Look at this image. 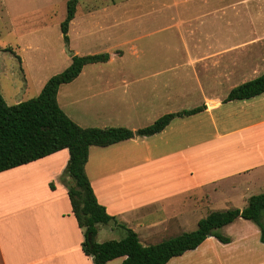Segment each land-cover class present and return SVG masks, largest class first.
Instances as JSON below:
<instances>
[{"label":"crops","instance_id":"obj_1","mask_svg":"<svg viewBox=\"0 0 264 264\" xmlns=\"http://www.w3.org/2000/svg\"><path fill=\"white\" fill-rule=\"evenodd\" d=\"M78 19L89 23L94 18ZM121 22H106L96 32L122 34ZM182 24L178 20L175 26L189 28ZM78 28L81 31L82 26ZM158 31L143 34L156 36L143 49L136 45L144 37L138 33L125 35L118 44L107 43L97 52L108 54L107 62L84 66L75 80L57 92L59 107L83 128L126 127L136 131L141 128L136 122L141 120H147L148 126L165 114L205 106L200 113L173 119L156 135L89 148L85 173L98 204L117 224L134 232L158 231L169 225L178 228L188 224L190 214L196 211H206L207 215L217 211L210 207L218 203L264 193V93L223 103L233 87L258 77L264 69L253 74V59L238 57L242 49L227 45L208 52L201 46L185 45L183 57L173 60L181 50L168 52L170 57L161 53ZM86 34L87 30L81 33ZM165 56L175 64L168 63L165 68ZM239 65L244 70L232 69ZM179 68L183 76L191 74L192 79H160L163 73ZM237 72L239 77L221 97L215 88ZM66 86L69 88L63 97L68 99V111L59 103L61 88ZM68 159L64 149L0 173V264H93L81 249L83 229L68 198ZM37 168L46 176L42 177L43 190L36 188V177L27 173ZM37 191L41 193L38 197ZM107 226L121 229L114 223ZM227 237V244L208 237L196 249L166 264H264L259 230ZM122 261L116 258L107 264Z\"/></svg>","mask_w":264,"mask_h":264},{"label":"rangeland","instance_id":"obj_2","mask_svg":"<svg viewBox=\"0 0 264 264\" xmlns=\"http://www.w3.org/2000/svg\"><path fill=\"white\" fill-rule=\"evenodd\" d=\"M68 1L0 0V94L8 105L36 97L50 77L61 73L70 65L71 54L74 52L79 53L75 54L77 56L83 55L84 51L97 54L107 43L118 44L127 34L138 33L139 36H144L143 34H150L151 31H158L160 27L163 28L158 31L160 33L157 41L160 44L158 49L162 48L161 53L168 55V52L181 50L173 60L183 57L181 55L185 45H189V48L201 46L206 52L210 48L212 50L214 47L227 45L229 48L242 49L238 57L253 59V74L264 69V0H77L79 8H76L75 15L94 19L89 23H81L78 22V16H74L76 19L72 26L70 22L71 27L67 33L69 42L66 43L60 24L65 19ZM179 15L182 18L178 17ZM185 17L199 19L189 23V19ZM113 20L122 21L119 26L123 30L122 34L119 32V35H113L112 30L96 32ZM178 20L189 28L175 26ZM124 21L130 23L126 24ZM78 26H82L81 31ZM83 30H87L89 34L81 35ZM155 38L156 36H144L136 42L137 48L143 49L147 42L151 39L155 41ZM166 59L165 56V68L168 63L175 64L172 59ZM232 69L244 70L240 65ZM238 74L237 72L228 80L224 78L225 80L215 88L221 97L225 95L224 89L239 77ZM179 76L192 79L191 74L183 76L180 68L163 73L160 79L184 81L178 79ZM199 79L204 78L199 76ZM75 85L76 83L72 84V87ZM67 88L69 87H62L59 96V103L66 111L68 99L63 95L67 94ZM146 121L141 120L136 122V125L142 128L147 126ZM39 171L38 168L29 169L27 173L36 177V188L43 190L46 176L40 175ZM38 195H41L39 191L37 197ZM248 199H230L210 208L217 211L228 208L242 209L247 205ZM205 215L206 211H196V214H190L188 224H182L178 228L169 225L158 231L138 229L135 233L143 245L157 244L182 232L195 230V221ZM261 221L264 224V210L261 212ZM238 224H242L245 230ZM253 229L259 230L252 222L240 218L220 229L218 233L232 237L243 231L249 233ZM97 232V243L120 240L125 235L122 229L110 228L107 225H98Z\"/></svg>","mask_w":264,"mask_h":264},{"label":"trees","instance_id":"obj_3","mask_svg":"<svg viewBox=\"0 0 264 264\" xmlns=\"http://www.w3.org/2000/svg\"><path fill=\"white\" fill-rule=\"evenodd\" d=\"M65 19L60 24L63 40L73 20L77 0L67 2ZM108 54L77 56L71 54L70 65L61 73L50 77L39 94L29 100L8 105L0 94V173L45 158L66 149L68 198L79 228L83 229V253L93 264H107L123 258L122 264H166L170 259L196 249L208 237L227 244L228 237L218 233L236 219L252 222L260 232L264 244V193L252 195L242 209L230 208L213 211L197 222L196 229L182 232L153 245H143L131 229L119 225L98 204L85 173L90 147H108L134 137H149L162 132L175 118H184L202 112L204 105L189 110L165 114L152 124L132 131L123 127L83 128L75 124L57 103L60 86L75 80L86 65L108 61ZM264 93V72L258 77L233 87L223 103L244 101ZM114 223L125 233L120 240L95 241L97 226Z\"/></svg>","mask_w":264,"mask_h":264}]
</instances>
